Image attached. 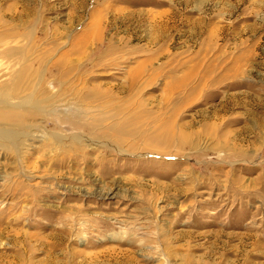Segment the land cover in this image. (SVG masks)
Returning a JSON list of instances; mask_svg holds the SVG:
<instances>
[{"label": "rangeland", "instance_id": "1", "mask_svg": "<svg viewBox=\"0 0 264 264\" xmlns=\"http://www.w3.org/2000/svg\"><path fill=\"white\" fill-rule=\"evenodd\" d=\"M0 264H264V0H0Z\"/></svg>", "mask_w": 264, "mask_h": 264}]
</instances>
